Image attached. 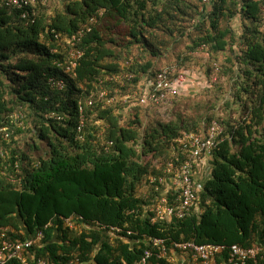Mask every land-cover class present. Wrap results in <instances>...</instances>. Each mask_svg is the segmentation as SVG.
<instances>
[{
    "label": "trees",
    "instance_id": "trees-1",
    "mask_svg": "<svg viewBox=\"0 0 264 264\" xmlns=\"http://www.w3.org/2000/svg\"><path fill=\"white\" fill-rule=\"evenodd\" d=\"M26 10L24 18V10L0 0V227L15 239L45 231L46 240L34 250L52 264L76 256L83 264H143L147 240L155 238L169 247L264 245V0H32ZM107 18L128 25V49L139 45L155 59L170 40L196 32L193 50L207 60L202 88L229 95L223 111L231 113L217 120L223 133L208 160L209 175L204 179L199 168L204 165L195 168L203 185L197 210L184 219L152 220L158 182L151 178L163 176L170 162L181 165L186 158L180 148L173 151L176 139L183 132H201L214 117L195 129L164 120L140 132L138 118L122 127L117 114L122 106L100 97L102 88L115 85L100 82L133 71L139 74L124 90L143 93L153 89L150 84L164 68L106 62L116 57L118 45L100 28ZM87 27L91 31L76 44L83 56L67 72L58 64L69 56V39ZM183 59L165 67L188 77L173 106L163 111L166 117L196 84ZM28 134L35 150L38 142L47 146L49 158L12 149L16 136ZM164 153L171 158L163 166L143 162L144 156ZM144 181L147 195L140 193ZM66 219L75 226H66ZM24 258L9 264H32L27 254ZM146 264L168 263L154 256Z\"/></svg>",
    "mask_w": 264,
    "mask_h": 264
},
{
    "label": "built area",
    "instance_id": "built-area-1",
    "mask_svg": "<svg viewBox=\"0 0 264 264\" xmlns=\"http://www.w3.org/2000/svg\"><path fill=\"white\" fill-rule=\"evenodd\" d=\"M210 0H204L208 2ZM5 6L15 8L17 10H24L26 14L24 18L29 17L28 8L32 0H3ZM104 13L100 12L99 16ZM98 18L91 19V23H97ZM91 28H83L79 32L73 34L69 42L71 43V50L69 56L64 64H58L59 67L65 66L67 72L73 71L78 65V60L83 56L82 50L76 48V44L81 41ZM58 38V35L56 36ZM133 60L127 59L124 67L131 68ZM218 71V68H216ZM187 75L183 71H176L175 69L164 68L160 71L154 83H151L152 90L147 88L143 93L135 92L132 96L127 95L123 103L130 104L131 100L135 101V106L148 107L150 109L157 108L158 110L166 111L173 106L174 99L181 94V89L187 82ZM134 79V75L130 71H123L119 74L110 75L100 82L102 86L105 83L117 84L125 87L127 82ZM213 82H216L217 76H213ZM52 82V80H51ZM59 89H63L64 82H57ZM100 97L105 99L109 97V91L106 88L101 89ZM114 98L107 100L108 105L114 103ZM94 101L90 99L88 106H93ZM134 105V104H133ZM83 111V107L80 108ZM84 125V118L81 116L80 126L78 131ZM223 133L222 126L217 122H212L210 126L201 132H183L172 146L173 151L180 148L186 160L177 166L170 162L163 170V176L152 177L151 183L158 182L155 187V192L158 193L154 200V206L151 212L154 214L152 220L156 221L159 218L165 219H184L190 216L194 210H197L200 191L203 185L198 182L197 173L195 171L196 165L208 164L213 150L218 145V139ZM178 159V158H177ZM207 167V166H206ZM161 190V188H163ZM71 219L65 220V225L73 228ZM51 227L48 224L45 230ZM130 234V233H129ZM46 240L45 231H39L35 236L27 239H15L10 236V230L5 227H0V264H9L16 260L24 261L27 254L32 264H52L50 261L36 254L34 248ZM147 244L150 248L145 250L142 262L146 264L154 256L158 260H164L168 264H262L264 263V245H256L253 247L244 248L239 245L225 246V245H198L194 242H179L169 247L164 239H148ZM67 264H83L81 259L76 256Z\"/></svg>",
    "mask_w": 264,
    "mask_h": 264
},
{
    "label": "rangeland",
    "instance_id": "rangeland-1",
    "mask_svg": "<svg viewBox=\"0 0 264 264\" xmlns=\"http://www.w3.org/2000/svg\"><path fill=\"white\" fill-rule=\"evenodd\" d=\"M100 28L106 35H114L113 38L118 44L117 47H113L116 57L106 62H112L113 64H118L119 66L123 67L126 59L130 58L133 60V66L137 65L140 67L141 65L151 62V68L148 71H157L168 66H177L176 64L178 59L182 60L184 58L183 64L181 65L189 70L196 81V84L189 87L188 91L183 93L181 98L177 99L175 102L174 111L169 117H166V114H163V112L159 111L158 109L156 111L150 109L146 110L145 108L133 107L131 106L132 103H123L124 98L129 94L133 96L137 89L128 88L125 91V88L121 86H109L108 91H110L111 96L109 94L108 98L115 99V104L112 106H115L116 104L117 106H122L120 114L117 113L122 118V127H131V121L138 118L140 121V132L149 129L160 121L164 122V120L184 123L188 125L189 128L195 129L198 126L200 127L203 123V125H206L207 122L204 120L210 116L214 117L212 122H218V118L226 116V112L228 114L231 113L230 111H223V109L225 110L224 106H226V100L229 98V95H223V90L220 89L216 90L215 92H208L204 91V88H202L203 84L207 82L206 77L204 76V72H207V69H205L207 60L202 54L197 56L193 50L194 41L197 40L198 35L196 32L190 33V36H179L175 40H170L168 47L163 50L162 57L155 59L152 58L149 53H146L139 45L135 44L129 49L127 48L129 39L124 35L128 32V25L118 24L115 19L107 18L101 23ZM160 37L163 38L161 33ZM185 58L189 59L187 60ZM181 62L182 61H179L178 63ZM138 70L141 72V69L138 68ZM131 72L136 76L139 74L134 73L133 71ZM131 101L134 102L133 100ZM27 122L33 121L29 119ZM97 122L99 126H102V123H100L102 121ZM102 128L105 129V126ZM9 133L11 134V132ZM101 141L103 142L104 139ZM15 142L18 143L13 144L12 149L17 150L18 154L20 155L21 153L25 152L31 155L35 154L34 156L36 157L45 159L49 158L47 146L42 142H38L37 146L39 147V150H35L33 148L34 143L32 142L29 134L25 136V139L23 136H16ZM166 154L167 153H164L160 156H144L143 162L150 164L153 168L163 166L167 163V159L170 160L171 158V155L167 156ZM209 170L210 166L207 165L203 176L204 179H206L209 175ZM149 191L150 186L146 181H144L140 193L141 195H147ZM72 223L75 226V223Z\"/></svg>",
    "mask_w": 264,
    "mask_h": 264
},
{
    "label": "clouds",
    "instance_id": "clouds-1",
    "mask_svg": "<svg viewBox=\"0 0 264 264\" xmlns=\"http://www.w3.org/2000/svg\"><path fill=\"white\" fill-rule=\"evenodd\" d=\"M129 59V58H128ZM127 60V59H126ZM125 65V64H124ZM114 85H117V84H114ZM117 86H120V85H117ZM122 87V86H121ZM108 90V89H107ZM109 94H110V92H109ZM134 101V100H133ZM115 102V101H114ZM134 104V105H133ZM131 106H133V107H138V106H135V101L134 102H132V105ZM141 108H143V107H141ZM150 110H153V109H150ZM159 111H161V110H159ZM162 112V111H161ZM67 220V219H66ZM51 226H52V224H50Z\"/></svg>",
    "mask_w": 264,
    "mask_h": 264
},
{
    "label": "crops",
    "instance_id": "crops-1",
    "mask_svg": "<svg viewBox=\"0 0 264 264\" xmlns=\"http://www.w3.org/2000/svg\"><path fill=\"white\" fill-rule=\"evenodd\" d=\"M202 165H204L202 168H201V166L199 167L203 172L205 171V169H206V166L208 165V164H206V161H205V164H202ZM210 171V170H209Z\"/></svg>",
    "mask_w": 264,
    "mask_h": 264
}]
</instances>
